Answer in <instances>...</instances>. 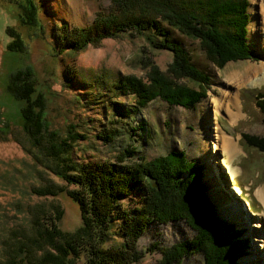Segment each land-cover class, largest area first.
Segmentation results:
<instances>
[{"label":"trees","instance_id":"obj_1","mask_svg":"<svg viewBox=\"0 0 264 264\" xmlns=\"http://www.w3.org/2000/svg\"><path fill=\"white\" fill-rule=\"evenodd\" d=\"M246 3L247 0H110L106 10L96 13L92 25L70 30L62 26L61 34L55 31L58 53H78L127 32L144 38L150 48L167 50L173 56L164 72L153 62L148 64L146 81L125 75L112 82L107 93L98 87L100 92L92 97L76 95L81 107L96 111L93 119L102 123L99 129L89 121L91 126L88 124L84 131L81 120L67 124L65 135L52 130L45 121L46 99L37 91L31 69L9 74L6 90L24 104L20 109V129L31 149L25 151L39 168L64 183L34 186L30 193L37 198H56L64 192L77 205L80 225L72 232L63 231L59 227L63 210L57 203L25 205L27 220L3 241L0 264H76L81 257L85 264H135L142 257L137 243L150 224L179 221L185 222L194 236L158 248V264H182L196 252L202 253L203 264H238L246 241L240 239L241 232L234 225L214 218V208L205 200L203 168L197 161L188 160L182 150L172 149L145 160L131 144L112 161H77L73 156L75 145L87 139L82 132L89 135L86 129L94 131L97 140L112 143L119 134L114 121L123 120L125 124L157 99L170 107L195 110L205 98L204 86H209V77L192 63L178 41H170L167 30L196 40L205 59L221 69L229 61H242L253 54L244 39ZM36 15L35 2L23 0L19 5L21 25L36 26ZM6 32L11 38L7 50L23 52L20 35L10 28ZM71 73L69 76L65 72L69 82L76 77ZM196 86L199 90L194 89ZM120 99L129 102L124 104ZM254 105L264 123V91L255 95ZM135 125L144 130L146 137L149 135L145 124ZM242 141L264 154V137L244 133ZM138 195L139 201L132 203Z\"/></svg>","mask_w":264,"mask_h":264},{"label":"rangeland","instance_id":"obj_2","mask_svg":"<svg viewBox=\"0 0 264 264\" xmlns=\"http://www.w3.org/2000/svg\"><path fill=\"white\" fill-rule=\"evenodd\" d=\"M33 1L37 7L38 24L25 26L21 25L19 18V5L23 0H0V252H3V241L27 220L25 205L57 203L63 210L59 223L63 231L72 232L80 225L77 205L64 192L56 198H37L30 193L34 186L48 182L62 186L64 183L39 168L32 160V155L25 151L31 149L29 140L20 129V109L24 104L14 100L7 92L9 74L26 67L31 69L37 82V91L46 99L44 115L48 127L65 135L66 125L74 121L82 120L84 131L89 121L97 129L102 125L99 119H93L96 111L81 107L77 96L89 94L92 97V94L100 92L98 87L107 93L111 83L125 75H134L146 81L145 68L148 64L153 62V66L164 72L173 58L169 51L154 50L144 38L127 32L104 39L99 45L88 46L78 53H71L70 50L58 53L54 32L59 30L58 34H61L62 26L64 30L65 27L70 30L92 25L96 13L101 9L106 10L110 0ZM246 4L248 22L244 39L253 54L242 61H229L221 69L205 59L196 40L167 30L170 41H178L192 63L209 77V86H204L205 98L195 106V110L170 107L157 99L127 123H122L123 120L118 123L114 121L119 134L112 143L97 140L94 131L86 129L89 135L82 132L87 139L75 145L76 155L73 157L77 161H112L119 151L131 144L139 151L137 155L145 160L163 156L172 149L182 150L188 160L197 161L203 168L205 200L214 208V218L234 225L235 230L241 232L240 239L246 241L244 253L237 263L264 264V203L257 193L260 189L256 195L262 203L258 200L254 204L242 184L252 188L253 184L249 183L251 179L254 184L259 181L264 183V154L253 149L258 156H252L251 159L250 150L245 146L239 158H228L227 153L222 151L211 152L212 141L217 145L219 143V138L214 134L215 127L225 139L231 135L234 141L235 136L239 138L236 134L242 131L264 137L262 115L254 105L255 95L264 91V40L261 35L264 0H247ZM8 28L20 35L25 46L23 52L7 50L11 41L6 32ZM249 69L259 70L249 75ZM70 70L76 74L71 82L65 78V72L69 76L72 74ZM234 73L240 76L237 82L231 77ZM180 82L186 83L183 80ZM194 89L199 90L198 86ZM120 101L124 104L129 102L128 99ZM136 123L145 124L147 134L149 132L147 137L144 130L136 127ZM237 148L240 152V148ZM222 161L234 168V177L238 176L232 179L233 185L242 189L238 197L230 190ZM133 198L132 203L139 201V195ZM251 221L259 222L260 226H250ZM253 235L258 239L253 240ZM193 236L194 232L182 221L165 225L152 223L137 243L142 257L135 264H158L161 259L158 248L170 247ZM84 259L81 257L76 264H85ZM182 264H203V255L200 252L193 253Z\"/></svg>","mask_w":264,"mask_h":264},{"label":"bare ground","instance_id":"obj_3","mask_svg":"<svg viewBox=\"0 0 264 264\" xmlns=\"http://www.w3.org/2000/svg\"><path fill=\"white\" fill-rule=\"evenodd\" d=\"M261 35H262V39L264 40V27H263V31L261 32ZM258 70L259 69H254V70H250L249 69V71L248 72L246 71V72L249 75L250 74L251 75H254L253 73L257 72ZM244 74H245V71H244ZM231 77L234 78V82H237V81L240 80V76L237 73L232 74ZM214 134H216L215 137H218L219 138V143L217 145L214 141H212L211 144H212V150L213 151H211V152L216 153L217 151H222V153H227L228 158H231L232 156H234L236 154V152H235V149H233V146L234 145H232L231 141L228 138H227L228 140L225 139L224 135H222L221 133H219L217 127L214 128ZM221 165L223 167L224 174L227 175L228 178H229V182L228 183L230 184L229 186L231 187L230 190H232V192L236 193L237 194V197H238V195H239V189L237 188V186L233 185V183H232V179L234 178V175H235L234 174V168L229 163H226V162H223V161L221 162ZM257 193L259 195L260 200L264 203V188H260L259 192H257ZM250 223H251L250 226H253V227L260 226V223L259 222L251 221ZM252 239L253 240H256L258 238H256L255 235H253Z\"/></svg>","mask_w":264,"mask_h":264},{"label":"crops","instance_id":"obj_4","mask_svg":"<svg viewBox=\"0 0 264 264\" xmlns=\"http://www.w3.org/2000/svg\"><path fill=\"white\" fill-rule=\"evenodd\" d=\"M239 134H236L237 136L239 135V138L238 137H236L235 136V139H236V141H234L233 140V137L230 135L229 137H227V138H230L229 140L231 141V143H232V145H234L233 146V149H235V152H236V154L234 155V156H238V158L239 157H241L240 155H243V146H245V147H248L249 148V150H250V152H249V156H250V158L251 159H253V157L252 156H254V157H257L258 155L257 154H255V150H253L254 148H252V147H249L248 145H246L243 141H242V139H241V136H242V134L243 133H246L245 131H242V132H238ZM237 146L240 148V152L237 150L238 148H237ZM252 148V149H251ZM253 151H254V153H253ZM261 153V152H260ZM232 159V158H231ZM239 169V168H238ZM234 172H235V170H234ZM239 173H240V171H239ZM234 178H238V176H236V177H234ZM258 179V178H257ZM249 183L250 184H253V187L252 188H250V186L249 185H247V184H245V183H243L242 182V184L244 185V187H245V189H246V193H247V195L249 196V198L251 197V200H252V202L255 204V203H257V201L259 200V198L257 197V195H256V191L258 190V189H260V188H264V183L263 182H258L257 184H254V181H253V179H251L250 181H249ZM239 189V192L241 193L242 192V189L241 188H238ZM260 201V200H259ZM261 202V201H260ZM262 203V202H261Z\"/></svg>","mask_w":264,"mask_h":264}]
</instances>
